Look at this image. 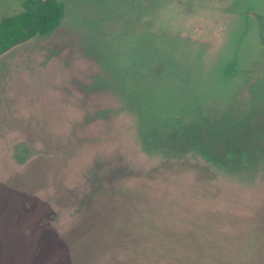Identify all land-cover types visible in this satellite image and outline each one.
<instances>
[{
    "label": "rangeland",
    "instance_id": "obj_1",
    "mask_svg": "<svg viewBox=\"0 0 264 264\" xmlns=\"http://www.w3.org/2000/svg\"><path fill=\"white\" fill-rule=\"evenodd\" d=\"M59 1L0 55V264H264V0Z\"/></svg>",
    "mask_w": 264,
    "mask_h": 264
},
{
    "label": "trees",
    "instance_id": "obj_2",
    "mask_svg": "<svg viewBox=\"0 0 264 264\" xmlns=\"http://www.w3.org/2000/svg\"><path fill=\"white\" fill-rule=\"evenodd\" d=\"M64 14L59 0H24L22 11L0 20V55L16 44L55 29Z\"/></svg>",
    "mask_w": 264,
    "mask_h": 264
}]
</instances>
